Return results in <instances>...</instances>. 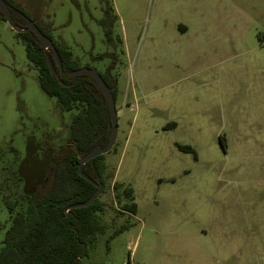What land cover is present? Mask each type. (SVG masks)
Wrapping results in <instances>:
<instances>
[{"label":"rangeland","instance_id":"1","mask_svg":"<svg viewBox=\"0 0 264 264\" xmlns=\"http://www.w3.org/2000/svg\"><path fill=\"white\" fill-rule=\"evenodd\" d=\"M12 2L80 67L101 71L109 60L91 58L99 52L117 59L102 231L84 262L264 264V0H109L113 37L125 36L111 46L104 1ZM26 32L0 18V189L19 195L56 158L73 113L39 87ZM124 188L135 213L123 208Z\"/></svg>","mask_w":264,"mask_h":264},{"label":"trees","instance_id":"2","mask_svg":"<svg viewBox=\"0 0 264 264\" xmlns=\"http://www.w3.org/2000/svg\"><path fill=\"white\" fill-rule=\"evenodd\" d=\"M5 1L16 25L25 28L23 10L12 0ZM100 1H104L102 10L106 15L102 22L107 20L109 24L104 30L105 39L109 42L113 37L110 23L117 16L112 12L109 0ZM0 18L4 19L1 14ZM26 31V56L37 67L39 87L47 96L55 97L62 110L73 113L67 136L60 144L56 158L48 163L33 191L20 195L15 191L5 195L4 205L9 213V226L0 246V264H86L83 259L88 255V246L102 231L99 215L104 205L96 197L88 205L67 207L86 200L97 189L78 174L77 164L79 158L93 146L106 144L110 131L108 108L89 74H68L80 67L77 58L69 50L54 44L62 66L59 72L51 50L41 46L32 31ZM117 36L120 41V35ZM48 61L66 85L58 82L50 71ZM108 69L100 74L115 100L118 94L117 80L108 76ZM175 125L171 122L165 128H173ZM176 146L180 151L191 153L193 159H196V151L191 146ZM106 170L104 154L89 159L82 166L87 176L92 179L99 177L102 183ZM120 186V183L115 182L112 188L118 189ZM122 195L129 199L123 208L135 213L137 206L131 202V189H122Z\"/></svg>","mask_w":264,"mask_h":264},{"label":"water","instance_id":"3","mask_svg":"<svg viewBox=\"0 0 264 264\" xmlns=\"http://www.w3.org/2000/svg\"><path fill=\"white\" fill-rule=\"evenodd\" d=\"M0 14L5 19V21L8 23V25L10 27L14 28L15 30H17V31H21V30L32 31L37 36L40 45L51 50L52 57H53L56 65L58 67L59 72H61L62 66H61V62H60L58 52H57L54 44L46 35H44L41 32V30L34 24V22L29 20L25 15H22L24 18L25 28H19L16 25V23L14 22L12 15H11L10 8H9V6L5 0H0ZM48 65H49L50 71L57 78L58 82L62 85H66L60 79L59 73L54 68H52L51 63L49 61H48ZM82 72L87 73L92 77V79L95 81L99 90L102 93V96L106 102L109 117H110V131H109V137H108L106 144H104L103 146H101V145L93 146L88 152H86L84 155H82L79 158V161L77 164L78 174L81 177L85 178L87 181L94 184L97 189L86 200H84L82 202L70 204L67 207L68 209L88 205L102 192L103 184L100 181V178L99 177H96L95 179L90 178L89 176H87L82 171V166L89 159H91L97 155L104 154V153L108 152L111 149L112 145L114 144V142L116 140V134H117V112H116V107H115V100L113 98L111 89L108 87V85L105 83V81L103 80V78L101 77V75L99 74L97 69H95L94 67L82 66V67H79L75 70L68 72V74L69 75H76V74H79Z\"/></svg>","mask_w":264,"mask_h":264},{"label":"flooded vegetation","instance_id":"4","mask_svg":"<svg viewBox=\"0 0 264 264\" xmlns=\"http://www.w3.org/2000/svg\"><path fill=\"white\" fill-rule=\"evenodd\" d=\"M104 5V4H103ZM102 13H103V17H104V11L102 10ZM106 15V14H105ZM110 15V14H109ZM115 20H116V18H115ZM115 20H114V22H115ZM101 21V24H102V27H103V32H104V30H105V28H107V26L109 25H107V20H104L103 22H102V20H100ZM105 22V23H104ZM114 22L112 21L110 24V26H111V28H112V25L114 24ZM180 28H181V26H179ZM184 31V30H183ZM112 36H113V33H112ZM117 38H118V36L117 35H115L114 37H112V39H111V41H109V46H111L110 44H115L116 43V41L117 42H121L122 40H120V41H118L117 40ZM120 38L121 39H123V38H125V36L123 35V34H121L120 35ZM105 41H107V40H105ZM108 42V41H107ZM123 50H124V48H122V50H119V56L122 58V54L124 55L125 53H123ZM125 51V50H124ZM115 57V52H111V53H109V54H107V53H105V52H99V53H97V55L96 56H93V57H91V58H93V59H95V60H103V59H106V58H108V60L110 61V59H111V63L108 61V62H106V64L103 66V68L101 69V71H98L99 72V74L100 73H102V72H104L105 71V69L107 68V67H109V69H108V72H109V77L110 78H112V79H115V75H114V73L112 72V67L116 64V61L115 60H117V59H115L114 58ZM120 60V59H119ZM130 60H131V58H130ZM129 60V61H130ZM121 61V60H120ZM127 67V66H126ZM127 69H128V67H127ZM101 75V74H100ZM116 80V79H115ZM116 85H117V83H116ZM117 93H118V91H117ZM118 95V94H117ZM67 127H68V125H67ZM67 132H68V129H67ZM26 152H27V148H26ZM48 165V164H47ZM46 165V166H47ZM41 178V177H40ZM40 180V179H39ZM35 186V185H34ZM34 186H33V189H34ZM3 188L5 189V190H2L3 191V197L5 198V195L6 194H8V192H9V190H10V186H3ZM3 188H1V189H3ZM33 191V190H32ZM30 193V192H29ZM4 200V199H3Z\"/></svg>","mask_w":264,"mask_h":264},{"label":"crops","instance_id":"5","mask_svg":"<svg viewBox=\"0 0 264 264\" xmlns=\"http://www.w3.org/2000/svg\"><path fill=\"white\" fill-rule=\"evenodd\" d=\"M184 28V27H183ZM184 30V29H183ZM136 210H137V207H136Z\"/></svg>","mask_w":264,"mask_h":264}]
</instances>
